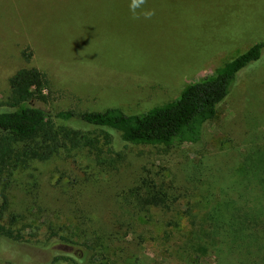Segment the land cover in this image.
<instances>
[{
    "label": "rangeland",
    "instance_id": "374dc122",
    "mask_svg": "<svg viewBox=\"0 0 264 264\" xmlns=\"http://www.w3.org/2000/svg\"><path fill=\"white\" fill-rule=\"evenodd\" d=\"M106 1L0 0V102L9 95L8 79L34 67L49 82L46 102H34L45 111L141 113L264 41V0H156L143 6L155 15L136 20L129 3ZM200 148L114 141L98 157L82 151L29 163L11 179L8 211L24 216L15 227L37 228V236L0 243V264H45L54 252H72L47 231L51 222L65 225L68 195L76 194L91 222L109 224L116 195L142 170L181 194L173 212L153 211L140 246L130 245L141 264H238L207 241L204 215L239 195L244 151L264 149V59L238 77ZM33 194L46 212L30 206Z\"/></svg>",
    "mask_w": 264,
    "mask_h": 264
},
{
    "label": "trees",
    "instance_id": "16d2710c",
    "mask_svg": "<svg viewBox=\"0 0 264 264\" xmlns=\"http://www.w3.org/2000/svg\"><path fill=\"white\" fill-rule=\"evenodd\" d=\"M106 3H130V0ZM263 59L264 41L223 63L212 74L185 85L174 100L135 114H126L117 107L103 111H45L34 106V102H46L49 89L46 75L34 67L18 69L8 79L7 99L0 102V243L12 247L27 242L25 236L35 238L38 232L36 227H32L36 228L33 233L28 227H15L24 216L8 211V190L16 172L33 161L45 163L82 151L98 157L110 151L114 141L200 148L207 125L234 90L238 77ZM117 157L120 159L121 155ZM241 165L239 195L229 201L221 199L210 207L204 215V234L218 252L236 256L238 264H264V149L244 151ZM142 172L116 195L117 209L110 211L109 224L91 222L76 194L68 195V210L63 215L65 225L55 226L50 220L52 224L47 231L49 237L58 238L73 250L54 252L45 264H141L130 245L135 242V247L140 246L152 212H173L181 194L168 179ZM38 201V195L33 194L29 204L42 214L47 210ZM184 216L194 218L189 210Z\"/></svg>",
    "mask_w": 264,
    "mask_h": 264
},
{
    "label": "clouds",
    "instance_id": "9594fccd",
    "mask_svg": "<svg viewBox=\"0 0 264 264\" xmlns=\"http://www.w3.org/2000/svg\"><path fill=\"white\" fill-rule=\"evenodd\" d=\"M147 0H130L128 5L129 12L132 15V19H151L155 15L154 10L144 9L143 6L146 4Z\"/></svg>",
    "mask_w": 264,
    "mask_h": 264
}]
</instances>
